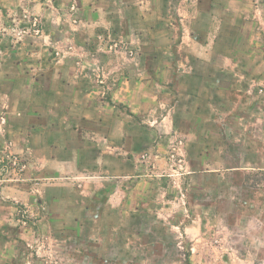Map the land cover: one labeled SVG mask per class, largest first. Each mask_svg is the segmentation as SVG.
Returning a JSON list of instances; mask_svg holds the SVG:
<instances>
[{"label": "crops", "instance_id": "1", "mask_svg": "<svg viewBox=\"0 0 264 264\" xmlns=\"http://www.w3.org/2000/svg\"><path fill=\"white\" fill-rule=\"evenodd\" d=\"M46 1L38 0L31 8L38 14V34L23 41L22 54L12 49L0 56V242L16 252L10 256L13 262L24 254L25 219H35L39 225L49 219L75 222L78 227L87 219L93 231L99 229L98 240H93L96 250L114 239L111 247L119 258L109 257L112 264H120L123 257L126 264L153 263L154 133H168L170 139L178 132L193 136L188 143L198 144V156L188 160L190 166L198 163L187 173L205 178L208 171L222 176L264 171L259 153H249L245 166L236 163L242 152L223 150V137L217 147L225 166L207 169L200 155V146H206L201 132L207 128V107L176 104L178 94L193 90L180 87V75L185 80L205 78L204 72L193 73L196 59L200 68L212 64L225 70L226 75L215 79L216 92L227 97L230 107L225 112L233 124L264 128V117L250 118L255 107L264 113V0ZM161 30L170 33L167 47L184 52L180 60L166 61L162 75L154 71V62L160 63L153 54L154 48L162 47L154 39V32ZM233 31L245 33L248 44L258 50L259 58L253 56L246 73L239 70L238 40L229 36L222 42ZM128 47L151 50L133 58L122 52ZM178 64L184 66L182 73ZM154 72L166 77V86L154 82ZM164 87L165 110L154 103V89L160 94ZM214 105L215 111H222L218 100ZM221 120L214 124L220 126ZM249 139L250 148L264 145ZM230 185L237 190L231 214L240 215L239 209L247 204L243 216L264 219V188L252 187L244 200V191L249 190L244 179L227 182ZM224 188L219 186V191ZM167 189L165 185L161 191ZM221 196L206 204L220 218L225 215ZM192 203L196 214L184 228L203 241L207 219H202L201 209L206 206ZM146 208L153 219H143ZM228 220L220 219L219 224L230 230L234 224ZM146 223L153 225L144 228ZM12 225H19L18 234L4 235ZM223 249L239 252L234 247ZM195 251L193 256L200 260L210 249L198 245ZM4 258L0 250V260L8 262Z\"/></svg>", "mask_w": 264, "mask_h": 264}, {"label": "rangeland", "instance_id": "2", "mask_svg": "<svg viewBox=\"0 0 264 264\" xmlns=\"http://www.w3.org/2000/svg\"><path fill=\"white\" fill-rule=\"evenodd\" d=\"M47 3L46 0H43ZM38 0H0V56L6 53H12L15 50L16 55H21L23 51V41L30 40L32 35L38 34V14L31 11V8L36 7ZM48 8L50 4H47ZM169 34L166 30L154 32V39H158V43L162 47H156L153 50L154 60H159L160 64L154 62V71L166 74V61L170 59L180 60L182 49L167 47ZM180 34V33H179ZM238 40L237 55L241 58L240 72H247V63L259 58L257 49H252L246 40V34L242 32H228L222 42L226 38ZM226 37V38H225ZM11 46V47H10ZM125 55L131 57H139L140 53L148 55L151 49L125 48L122 49ZM226 51V49L222 48ZM113 51V50H112ZM115 51V50H114ZM255 51V53H253ZM117 54V53H116ZM119 54V53H118ZM253 60V61H252ZM198 61L193 59L194 72H204L205 78L198 79L197 76L191 79H183L180 75L178 84L180 87L186 85L193 89L189 94L181 92L178 94L176 104L183 107H193L194 105L202 104L207 107V128L201 132V136L206 137V146H200L201 162L206 159L207 169L225 166L221 161L222 151L218 149L217 143L221 137L224 138L225 148L239 150L242 152V157L236 163L246 164L249 153H259V163H264V157L261 153L264 151L263 144L261 147L253 145L252 148L247 146V142L251 138L256 141L264 142V128L256 126L255 128L246 127V123H242L240 127L233 124V120L229 119L225 110L229 109L227 97L222 93L216 92L218 86L215 84V79L218 76L226 75L225 70L219 69L212 64L198 66ZM180 73L184 71V66L178 64ZM160 68V70H158ZM162 68V70H161ZM157 69V70H156ZM158 80L166 86V77L160 78L154 72V82ZM155 87V84H154ZM156 89V88H155ZM154 89V103L164 105V110L167 105L166 87L163 88V93ZM162 89V88H161ZM183 91L184 89H180ZM221 103L222 111L214 110L216 101ZM264 113L258 107L250 111V118L264 117ZM157 115H155L156 117ZM222 118L220 126L214 123L217 119ZM198 120H195V124ZM244 121V120H243ZM213 124L214 126H212ZM235 125V126H234ZM155 134L154 141V178L156 179L154 190V262L150 263V257H146L150 264H264V219H248L249 216H243L247 208L244 204L242 209H239V214L234 212L232 201L237 195V190L227 186V182L244 179V184L247 189L244 191V200L252 194L253 188H264V171L241 172L238 176L225 172V175H219V172H209L207 176L200 177L198 174L187 173L196 165L189 164V156H198V144L193 145L188 143V137H193L191 134L182 135L179 132L170 139L168 133L160 136L158 132ZM206 147V153L204 149ZM236 175V174H235ZM204 178V179H203ZM204 183L206 187L201 186ZM165 185L169 189L161 191ZM224 185L225 188L219 191V186ZM229 185V184H228ZM221 197L225 198L220 206L224 210V217H218L215 214L214 208L206 206L210 202H216ZM232 200V201H231ZM201 201L206 207L201 209L202 219H207L203 226L206 240L199 241L193 236L194 233L187 232L184 228L186 221L195 216L197 209L193 206L194 203ZM236 207V206H235ZM240 207V205H239ZM206 208V209H205ZM237 208V207H236ZM149 209L146 208L143 219H153L149 216ZM249 212H252L250 209ZM246 213V212H245ZM223 221H233L234 225H230V230L220 223ZM112 221V219H109ZM22 221V219H21ZM26 223L21 222L25 227L23 229L25 246L24 254L10 262V256L15 255V251L9 248L8 243L3 245L0 242V250L4 253L5 258L0 260V264H112L109 257L114 259L119 258L116 248H112L113 241H109L107 246L97 245V250L94 247V241L98 240L99 229L92 230L88 226L87 219L82 221L83 227H78L77 224L69 225L60 223L54 220H45L42 225L36 223L35 219H25ZM92 222V220H91ZM113 222V221H112ZM110 229L111 224H108ZM149 223L143 225L144 228H149ZM18 226L12 225L5 229L4 235L15 236L18 234ZM117 226V224H116ZM222 226V227H218ZM118 231V228L114 229ZM109 237L111 233L108 232ZM2 234V235H3ZM75 236L79 238L76 239ZM40 238L38 240L37 238ZM97 238V239H96ZM37 239V240H36ZM223 239V241H222ZM208 247L210 252L205 253L204 257L199 260L193 256L198 249ZM234 247L239 252L230 254L223 248ZM224 252H222V251ZM233 251H231L232 253ZM92 253V254H91ZM94 253V254H93ZM101 254V255H100ZM106 256V259L103 257ZM128 255L134 257V251H130ZM143 256L144 260V254ZM122 257V256H121ZM3 259V258H1ZM126 259H121L120 264H126Z\"/></svg>", "mask_w": 264, "mask_h": 264}, {"label": "built area", "instance_id": "3", "mask_svg": "<svg viewBox=\"0 0 264 264\" xmlns=\"http://www.w3.org/2000/svg\"><path fill=\"white\" fill-rule=\"evenodd\" d=\"M8 160H10L12 162V158H8ZM13 164L17 165L18 164V160L16 158L13 157Z\"/></svg>", "mask_w": 264, "mask_h": 264}]
</instances>
